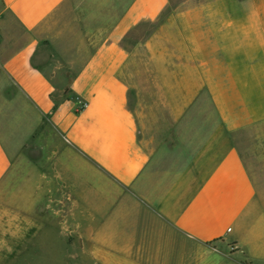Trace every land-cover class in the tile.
Instances as JSON below:
<instances>
[{
    "label": "crops",
    "instance_id": "crops-1",
    "mask_svg": "<svg viewBox=\"0 0 264 264\" xmlns=\"http://www.w3.org/2000/svg\"><path fill=\"white\" fill-rule=\"evenodd\" d=\"M173 1L0 0V183L76 195L95 264H264V0Z\"/></svg>",
    "mask_w": 264,
    "mask_h": 264
},
{
    "label": "rangeland",
    "instance_id": "rangeland-1",
    "mask_svg": "<svg viewBox=\"0 0 264 264\" xmlns=\"http://www.w3.org/2000/svg\"><path fill=\"white\" fill-rule=\"evenodd\" d=\"M178 4L182 0H174L164 14ZM152 26L143 25V30L133 36L143 38V31L148 32ZM25 176V171H12L0 183V264H95L90 257V242L78 239V222L82 231L95 223L90 220V212L78 211L76 195L72 201L77 202L76 209L58 203V195H51V203L48 195H30ZM228 248L225 244L221 249L228 252ZM222 251L208 254L188 250L180 252L184 257H169L167 264H249L241 253H233L230 259Z\"/></svg>",
    "mask_w": 264,
    "mask_h": 264
},
{
    "label": "built area",
    "instance_id": "built-area-1",
    "mask_svg": "<svg viewBox=\"0 0 264 264\" xmlns=\"http://www.w3.org/2000/svg\"><path fill=\"white\" fill-rule=\"evenodd\" d=\"M86 104L85 103H81V108H83Z\"/></svg>",
    "mask_w": 264,
    "mask_h": 264
}]
</instances>
